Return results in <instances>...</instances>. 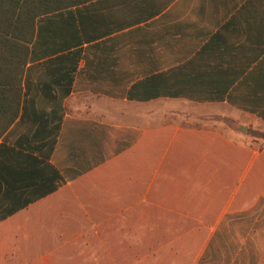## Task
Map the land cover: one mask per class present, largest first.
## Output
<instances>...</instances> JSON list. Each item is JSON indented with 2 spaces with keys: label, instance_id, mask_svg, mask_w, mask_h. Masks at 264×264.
Returning <instances> with one entry per match:
<instances>
[{
  "label": "crops",
  "instance_id": "0c3cea01",
  "mask_svg": "<svg viewBox=\"0 0 264 264\" xmlns=\"http://www.w3.org/2000/svg\"><path fill=\"white\" fill-rule=\"evenodd\" d=\"M22 87L0 137V264H83L102 247L112 264L110 242H154L139 264H264V151L233 131L147 125L150 108L181 104L264 127V0L43 15ZM96 99L137 111L118 120Z\"/></svg>",
  "mask_w": 264,
  "mask_h": 264
},
{
  "label": "trees",
  "instance_id": "16d2710c",
  "mask_svg": "<svg viewBox=\"0 0 264 264\" xmlns=\"http://www.w3.org/2000/svg\"><path fill=\"white\" fill-rule=\"evenodd\" d=\"M92 0H0V137L18 119L36 20ZM196 128H201L195 126Z\"/></svg>",
  "mask_w": 264,
  "mask_h": 264
},
{
  "label": "rangeland",
  "instance_id": "374dc122",
  "mask_svg": "<svg viewBox=\"0 0 264 264\" xmlns=\"http://www.w3.org/2000/svg\"><path fill=\"white\" fill-rule=\"evenodd\" d=\"M93 103L100 107L104 106L100 108L102 109V111L106 108L114 110L113 112L116 113L115 118L118 120L122 118L119 117L118 113L133 110L137 111V109L131 108L125 104L105 102L98 99H96ZM157 108L158 109L154 107L150 108V111L152 112L151 115L156 116L158 113L161 112V116L156 118H148L147 125H158L170 121H177L184 126H199L201 128L203 127L220 129L221 131L226 132L228 136L233 131L234 134L231 135H235L237 136V138H245L247 139V141L253 143L256 148L264 151V127L259 128L256 131L252 130V127L241 131L240 126H238L231 118L229 119V117L226 116L229 115V113H227L228 111H226L225 109L222 111H220L219 109L204 110L184 106L181 104H178L177 106L158 105ZM172 109L180 111L179 118L173 120L171 118L170 113H165L166 110L170 112ZM110 243L117 245L113 248L114 262H112V264H139L134 261H136L142 253L144 254L145 251L153 249L155 245L154 242H143L142 247L139 246V243L141 242ZM128 249L130 251L129 255L127 251ZM126 256H129V258H127ZM84 258L85 259L83 264H110L109 262L111 260L110 255H107L106 247L98 248L95 252L90 251L88 255ZM133 259L135 260L133 261Z\"/></svg>",
  "mask_w": 264,
  "mask_h": 264
}]
</instances>
